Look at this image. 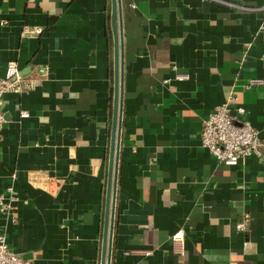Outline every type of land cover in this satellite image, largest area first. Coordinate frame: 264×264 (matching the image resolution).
<instances>
[{"label":"crops","instance_id":"1","mask_svg":"<svg viewBox=\"0 0 264 264\" xmlns=\"http://www.w3.org/2000/svg\"><path fill=\"white\" fill-rule=\"evenodd\" d=\"M121 3L110 264H264V168L253 156L226 165L200 144L229 97L264 139V0ZM113 52L111 0H0V77L13 61L35 79L3 97L0 193L17 198L0 233L32 264L101 263ZM173 65L188 78L174 80Z\"/></svg>","mask_w":264,"mask_h":264},{"label":"built area","instance_id":"2","mask_svg":"<svg viewBox=\"0 0 264 264\" xmlns=\"http://www.w3.org/2000/svg\"><path fill=\"white\" fill-rule=\"evenodd\" d=\"M23 34H39L41 27H22ZM173 79L182 81L188 78L187 73L176 71V66H172ZM166 78L163 82H169ZM257 80L249 81L253 84ZM35 86V79L24 77L20 73L17 63L11 61L6 64L3 76L0 77V131L4 122L2 112L3 97L6 93H24L30 91ZM235 100L229 97L227 100L215 107L203 120L200 131V144L216 160L226 165H236L242 158L253 156L264 168V139L260 136V131L252 126L250 122L238 115L244 113L241 105L230 107V101ZM22 116L26 113L21 112ZM16 194L11 186L0 193V215L7 216L12 208V201L16 199ZM237 228H244V222L237 223ZM174 241H181L183 232L181 229L175 231L172 236ZM0 264H32L31 260L23 257L9 248L6 237L0 233Z\"/></svg>","mask_w":264,"mask_h":264},{"label":"water","instance_id":"3","mask_svg":"<svg viewBox=\"0 0 264 264\" xmlns=\"http://www.w3.org/2000/svg\"><path fill=\"white\" fill-rule=\"evenodd\" d=\"M111 26L113 35V101L110 148L107 167L106 201L103 220L101 263L110 264L114 211L117 187L118 160L123 107V26L121 0H111Z\"/></svg>","mask_w":264,"mask_h":264}]
</instances>
